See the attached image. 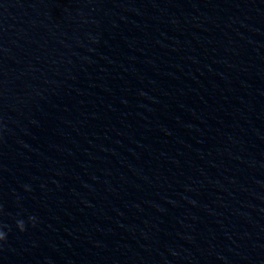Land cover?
Wrapping results in <instances>:
<instances>
[{"label":"clouds","instance_id":"1","mask_svg":"<svg viewBox=\"0 0 264 264\" xmlns=\"http://www.w3.org/2000/svg\"><path fill=\"white\" fill-rule=\"evenodd\" d=\"M30 190V189H26ZM28 222L31 223L33 226L36 224V217L35 216H29ZM16 226L19 229V231L23 232L26 230V222L23 219H18L16 221ZM6 226H0V245H2L3 242H6L7 240V232L3 230V228Z\"/></svg>","mask_w":264,"mask_h":264}]
</instances>
